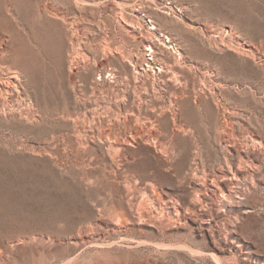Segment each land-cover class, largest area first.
I'll use <instances>...</instances> for the list:
<instances>
[{
	"label": "rangeland",
	"instance_id": "rangeland-1",
	"mask_svg": "<svg viewBox=\"0 0 264 264\" xmlns=\"http://www.w3.org/2000/svg\"><path fill=\"white\" fill-rule=\"evenodd\" d=\"M14 71L0 264H264V0H0Z\"/></svg>",
	"mask_w": 264,
	"mask_h": 264
},
{
	"label": "bare ground",
	"instance_id": "bare-ground-1",
	"mask_svg": "<svg viewBox=\"0 0 264 264\" xmlns=\"http://www.w3.org/2000/svg\"><path fill=\"white\" fill-rule=\"evenodd\" d=\"M172 11V10H171ZM125 22H127V19H126V21ZM132 21H130V23H131ZM128 23V22H127ZM133 23V22H132ZM131 23V24H132ZM135 23V22H134ZM130 24V25H131ZM129 25V24H128ZM129 25V26H130ZM133 26H134V24H133ZM137 26V25H136ZM135 26V27H136ZM138 26H140V24L138 25ZM141 27V26H140ZM154 29V28H153ZM154 38V37H153ZM157 39V38H156ZM159 41H160V39H158ZM164 43V42H163ZM166 45V44H165ZM167 46V45H166ZM146 47H148V48H150L151 47V50H152V52H154L153 51V48H152V45H146ZM155 53V52H154ZM121 55V54H120ZM181 56V55H180ZM123 58H125V57H123ZM73 62V61H72ZM157 62V59H156V61H155V63ZM135 65V64H134ZM136 66V65H135ZM148 66L152 69V70H154L155 69V67L153 66V65H151V64H148ZM162 66V65H161ZM160 66V67H161ZM4 67V66H3ZM145 69V68H144ZM7 70V69H6ZM12 70V69H11ZM10 70V71H11ZM136 70H137V68H136ZM165 69H163L162 67H161V69L159 70L160 71V73H162V72H165L164 71ZM2 71H3V69H2ZM8 72V71H7ZM154 72H155V70H154ZM22 74V73H21ZM115 75V74H114ZM22 76L20 75V73L19 72H17V71H14V72H12V73H8V75H4V74H1L0 73V103H2L3 105V107L4 106H7V105H9V103H10V97L12 96V95H14V93L13 92H17L18 94H22V91H21V88H23V86L22 85H24V84H22ZM26 91V90H25ZM13 93V94H12ZM16 93V94H17ZM26 93V92H25ZM24 95V94H23ZM28 95V94H27ZM27 97V96H26ZM13 98V97H12ZM18 99V98H17ZM22 99H23V97H22ZM29 100V99H28ZM16 102V101H15ZM19 102V101H18ZM18 102H17V104H18ZM20 103V102H19ZM25 103H27L26 101H25ZM30 103H31V100H30ZM13 104V103H12ZM28 104H29V102H28ZM22 105H23V103H22ZM26 105V104H25ZM0 106H1V104H0ZM2 107V108H3ZM11 107V106H10ZM12 107H13V105H12ZM15 107V106H14ZM19 107V106H18ZM24 107V106H23ZM30 109H32L33 108V105L31 104L30 106H28ZM9 108V107H8ZM7 108V109H8ZM16 108V107H15ZM27 108V107H26ZM14 109V108H13ZM17 109V108H16ZM16 109H14V110H16ZM21 109V108H20ZM9 110V109H8ZM25 110V109H24ZM28 110V109H27ZM1 111V110H0ZM4 111V110H3ZM17 111H18V109H17ZM32 111H33V109H32ZM20 112V111H19ZM27 111H25V113H26ZM31 113V112H30ZM24 114V113H23ZM28 114H29V112H28ZM27 115V114H26ZM26 117V116H25ZM28 117V116H27Z\"/></svg>",
	"mask_w": 264,
	"mask_h": 264
}]
</instances>
